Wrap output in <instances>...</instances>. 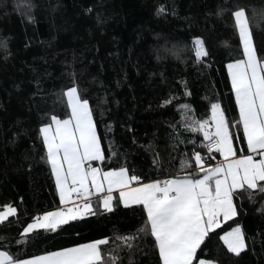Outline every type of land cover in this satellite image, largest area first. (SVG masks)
<instances>
[{
    "label": "trees",
    "instance_id": "obj_1",
    "mask_svg": "<svg viewBox=\"0 0 264 264\" xmlns=\"http://www.w3.org/2000/svg\"><path fill=\"white\" fill-rule=\"evenodd\" d=\"M159 5L166 6L165 14H157ZM240 7L264 56V0H0V41L7 40V48L0 47V210L9 203L19 213V223L14 217L0 222L1 250L21 255L19 247L40 254L109 237L102 246L108 251L118 243L116 235L143 224L142 206L116 204L111 212L97 209L98 214L70 221L58 233L37 230L17 244L31 216L59 205L50 166L42 159L39 127L53 114L67 115L62 92L75 79L93 109L105 168L125 165L144 181L176 175L181 157L193 150L189 142L198 147L203 139L181 126L180 106L187 105L196 119H207L211 103L218 101L229 121L238 120L226 64L242 58L232 17ZM194 37L203 40L208 53L200 62ZM169 97L175 99L162 103ZM241 196L234 201L235 219L246 249L231 254L213 236L199 258L264 264V212L257 211L264 207V194L254 202L247 192ZM120 256L122 264H159L151 239L141 238L131 255L125 249Z\"/></svg>",
    "mask_w": 264,
    "mask_h": 264
},
{
    "label": "snow or ice",
    "instance_id": "obj_2",
    "mask_svg": "<svg viewBox=\"0 0 264 264\" xmlns=\"http://www.w3.org/2000/svg\"><path fill=\"white\" fill-rule=\"evenodd\" d=\"M166 11L164 5L157 7L158 15ZM232 17L242 58L228 62L226 69L238 120L229 121L218 101L211 103L207 119L185 115L181 126L203 139L198 147L195 140L189 142L193 145L191 155L181 157L175 176L145 182L125 165L105 168L107 154L97 134L93 109L75 79L62 92L67 115L60 118L53 114L39 127L42 159L50 166L59 205L31 216L17 244L26 242L29 234L38 235L37 230L58 233L70 221L98 214L97 209L111 212L116 204L142 206L143 224L132 233L116 235L118 243L108 251L102 246L110 243L109 237L40 254L29 255L18 247L21 255L0 250V264H122L120 252L126 249L131 255L141 238L151 239L159 264H217L214 259L199 258L213 236H218L231 254L238 256L246 249L245 234L235 219L239 212L234 201L242 198V192H247L252 202L257 194H264V56L254 45L246 9L234 10ZM0 47L7 48L6 39L0 41ZM192 47L197 62L207 57L200 37L193 38ZM184 95H189L186 89ZM180 107L190 111L187 105ZM157 159L153 163L161 167ZM257 211L264 212V207ZM12 217L19 223L18 208L3 204L0 222L11 223ZM230 221L235 226H229Z\"/></svg>",
    "mask_w": 264,
    "mask_h": 264
},
{
    "label": "rangeland",
    "instance_id": "obj_3",
    "mask_svg": "<svg viewBox=\"0 0 264 264\" xmlns=\"http://www.w3.org/2000/svg\"><path fill=\"white\" fill-rule=\"evenodd\" d=\"M183 113H184V114L182 115L183 117H184L185 115L190 116L189 111H186V112L184 111ZM210 115H211V112H210ZM210 115H209V117H210ZM209 117H208V118H209ZM171 176H175V175H171Z\"/></svg>",
    "mask_w": 264,
    "mask_h": 264
},
{
    "label": "built area",
    "instance_id": "obj_4",
    "mask_svg": "<svg viewBox=\"0 0 264 264\" xmlns=\"http://www.w3.org/2000/svg\"><path fill=\"white\" fill-rule=\"evenodd\" d=\"M216 159L218 160L217 157H216ZM213 162H215V160H213ZM166 176H170V175H163V176L158 177L157 179H164V178H166Z\"/></svg>",
    "mask_w": 264,
    "mask_h": 264
},
{
    "label": "crops",
    "instance_id": "obj_5",
    "mask_svg": "<svg viewBox=\"0 0 264 264\" xmlns=\"http://www.w3.org/2000/svg\"><path fill=\"white\" fill-rule=\"evenodd\" d=\"M216 157L219 159V154L218 155H216ZM213 163H215V162H213ZM54 179V178H53ZM157 179V178H156ZM150 180H154V179H150ZM147 181H149V180H146L145 182H147ZM118 195V194H117ZM58 201H59V199H58ZM88 242V241H87ZM1 250V249H0Z\"/></svg>",
    "mask_w": 264,
    "mask_h": 264
}]
</instances>
